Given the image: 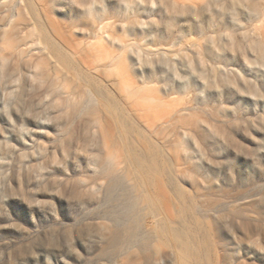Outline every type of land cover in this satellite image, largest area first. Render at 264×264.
<instances>
[{
	"label": "rangeland",
	"instance_id": "obj_1",
	"mask_svg": "<svg viewBox=\"0 0 264 264\" xmlns=\"http://www.w3.org/2000/svg\"><path fill=\"white\" fill-rule=\"evenodd\" d=\"M0 264H264V0H0Z\"/></svg>",
	"mask_w": 264,
	"mask_h": 264
},
{
	"label": "bare ground",
	"instance_id": "obj_2",
	"mask_svg": "<svg viewBox=\"0 0 264 264\" xmlns=\"http://www.w3.org/2000/svg\"><path fill=\"white\" fill-rule=\"evenodd\" d=\"M128 95L132 96V97H135V96L138 95V90L133 88L132 91L129 92ZM139 163L142 164V160L141 159L139 160ZM147 171H148V173L151 174L152 172H154V167H152V166L148 167ZM144 200H145V202L147 203L148 206H151L152 203H153V201L151 202V199L148 196H145ZM184 231H185L184 229L175 230V231H173V236L176 238L175 239L176 243L180 247V255L183 256V257H187L188 253H190V252L188 251V243L186 241V234H185Z\"/></svg>",
	"mask_w": 264,
	"mask_h": 264
}]
</instances>
